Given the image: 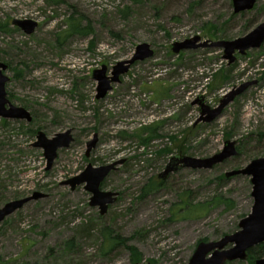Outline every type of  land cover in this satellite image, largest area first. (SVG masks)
Instances as JSON below:
<instances>
[{
    "label": "rangeland",
    "instance_id": "1",
    "mask_svg": "<svg viewBox=\"0 0 264 264\" xmlns=\"http://www.w3.org/2000/svg\"><path fill=\"white\" fill-rule=\"evenodd\" d=\"M63 1L49 6L45 0H0V23H39L30 36L12 25L10 34L0 33V61L12 67L8 99L34 118L32 123L0 119V208L34 192L48 195L0 225V264H134L124 245L108 249L107 229L137 248L140 264H189L201 243L237 233L252 213L251 179L225 174L264 157V45L238 55L231 66L222 50L177 55L172 45L195 36L203 41L241 38L264 22V0L241 14H234L232 0ZM72 16L91 33L71 36L59 46L57 35L67 31ZM141 44L151 45L154 57L132 66L97 100L94 71L106 66L110 74ZM252 81L257 85L214 122L194 127L200 104L193 103L216 108L235 87ZM150 126L157 136L142 144L138 134ZM69 129L75 142L47 171L43 150L33 147L37 133L53 138ZM95 134L99 142L87 158ZM228 140L242 141L239 156L212 170L179 169L159 179L171 158H210ZM165 149L170 151L159 153ZM118 160L126 163L101 185L102 191L119 193L105 216L90 206L91 195L83 187L72 191L62 185L89 164ZM158 182L159 189L143 195ZM182 200L210 207L199 217L188 216L178 213Z\"/></svg>",
    "mask_w": 264,
    "mask_h": 264
},
{
    "label": "water",
    "instance_id": "2",
    "mask_svg": "<svg viewBox=\"0 0 264 264\" xmlns=\"http://www.w3.org/2000/svg\"><path fill=\"white\" fill-rule=\"evenodd\" d=\"M260 0H232L234 14H241L254 10ZM14 27L30 36L35 33L39 23L33 20H13ZM264 45V22L258 25L249 34L232 41H211L205 40L200 36H195L184 42H177L172 45V51L180 54L183 51L198 49H218L223 51V59L231 66L238 60V55L246 56L249 51L261 49ZM155 55V51L149 44L138 45L133 57L127 61H121L113 67L108 74V68L103 66L94 71L93 79L98 82L97 100L105 98L114 88V84L121 83L122 76L126 75L136 63L145 62ZM8 66L0 62V118L7 120H23L31 123L33 117L31 113L23 108L13 105L8 99L6 86L10 78L5 75ZM257 81L243 83L235 87L231 92L225 95L216 108H211L198 101L193 103L200 104V117L195 126L199 124H211L220 117L231 103L237 97L245 93L249 88L257 85ZM75 142L73 130L56 134L49 138L44 132H38L37 141L33 144L34 148L42 149L44 157L47 160V170L49 171L58 157L60 150L69 149ZM99 142L98 134L87 144L86 157L89 158L91 152L97 147ZM241 140H228L224 143L223 149L214 156L206 159H199L190 156H179L171 158L165 171L159 175V179L164 181L169 174L179 169L191 170H212L213 168L224 164L226 161L239 155L237 146ZM126 163V160H118L111 164L94 167L89 164L86 169L78 176L64 182L63 186H69L72 191L78 187L91 195L90 206L98 208L100 215L105 216L110 206L116 204L119 193L102 191V183L110 174L119 170ZM226 178L236 176H246L251 179L253 186L252 197L254 206L252 213L243 219L240 224V230L230 236H225L219 242L201 243L189 264H228L235 261H248V251L252 248L264 244V157L256 159L243 169L233 170L225 174ZM48 198V195L42 192H34L31 196L11 201L0 208V225L9 217L25 208L31 202ZM145 264H150L146 262ZM255 264H264V258L257 259Z\"/></svg>",
    "mask_w": 264,
    "mask_h": 264
},
{
    "label": "trees",
    "instance_id": "3",
    "mask_svg": "<svg viewBox=\"0 0 264 264\" xmlns=\"http://www.w3.org/2000/svg\"><path fill=\"white\" fill-rule=\"evenodd\" d=\"M133 3H141L143 0H130ZM45 2L49 5V6H59L61 4L64 3L63 0H45ZM66 24H67V31H63L60 32L61 34L57 35V40H58V45L62 46L64 44V42L71 36L74 35H78V36H84V37H89L90 33H91V28L88 26L84 29L81 28V19H76L74 16H72L71 18H69L68 20H66ZM11 25L13 26L12 22H5V23H0V33H4V34H10L12 32L11 30ZM14 27V26H13ZM15 31V30H13ZM10 65V69H12L11 64ZM18 75V73H16V76ZM225 79H228V76L224 77ZM11 97V96H10ZM201 125V124H199ZM197 125V126H199ZM194 124V127H197ZM156 127L154 126H150V127H146L142 130V132H140L138 134V137L140 138V141L142 144H148L149 142H151L157 135L156 133ZM126 135V134H124ZM146 136V137H144ZM226 139L230 138V136H226ZM175 141V139H174ZM242 142V141H241ZM240 142V143H241ZM239 143V145H240ZM238 150H240V148H238ZM170 150L165 149L160 151V154H167ZM239 156V155H238ZM238 170V169H236ZM160 185H162V183L158 182L157 185L151 184L148 185L144 190H143V195H149L151 192L156 191L157 189H159ZM219 199V198H218ZM218 203L219 202H224L221 198L219 200H217ZM180 206H178L177 210L178 213H180L181 211H184L185 213H188V216L191 215H197V214H201L200 210L203 211H208L209 210V205L207 204H203V205H199V208H195L192 207L191 204L188 203V201L186 200H182L181 204H179ZM196 213V214H195ZM197 217H199V215H197ZM8 220H6L4 222V224L7 223ZM108 229L103 231V234L105 235V240H106V244L108 245V249H112L115 248L119 245H124L125 248L131 253L132 255V263L134 264H140V262L142 261V256L138 253L137 248L132 247L127 245V240L122 239L120 236H116L114 237L112 234L108 233ZM67 247L69 249H71L72 247V243H68ZM248 264H255V261L257 259H261L264 258V244H260L254 248H252L251 250L248 251Z\"/></svg>",
    "mask_w": 264,
    "mask_h": 264
},
{
    "label": "flooded vegetation",
    "instance_id": "4",
    "mask_svg": "<svg viewBox=\"0 0 264 264\" xmlns=\"http://www.w3.org/2000/svg\"><path fill=\"white\" fill-rule=\"evenodd\" d=\"M0 62H1V61H0ZM2 63H3V62H2ZM4 64H6V63H4ZM6 65L8 66V69H7L6 72H4L5 75H7V72L10 70V65H9V64H6ZM7 76H8V75H7ZM9 78H10V77H9ZM10 81H11V80H10ZM10 102H11V101H10ZM31 115H32V114H31ZM32 117H33V116H32ZM0 119H2L4 123H6L5 121H7V122L9 121V120L4 119V118H0ZM20 121H23V120H20ZM33 121H34V118H33ZM33 121H32V122H33ZM26 122H27V121H26ZM32 122H31V123H32ZM37 134H38V133H37ZM73 136H74V135H73ZM36 141H37V140H36ZM35 143H36V142H35ZM33 144H34V143H33ZM36 149H37V148H36ZM60 151H61V150H60ZM60 151H59V152H60ZM43 152H44V151H43ZM59 152H58V156H59ZM43 155H44V153H43ZM44 158H45V157H44ZM57 158H58V157H57ZM46 161H47V160H46ZM55 161H56V160H55ZM54 163H55V162H54ZM53 166H54V165H53ZM51 169H52V168H51ZM51 169H50V170H51ZM46 170H47V167H46ZM47 171H48V170H47Z\"/></svg>",
    "mask_w": 264,
    "mask_h": 264
}]
</instances>
